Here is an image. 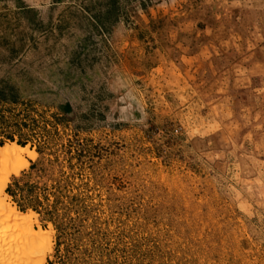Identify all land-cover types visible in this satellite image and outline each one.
I'll use <instances>...</instances> for the list:
<instances>
[{
  "label": "rangeland",
  "instance_id": "obj_1",
  "mask_svg": "<svg viewBox=\"0 0 264 264\" xmlns=\"http://www.w3.org/2000/svg\"><path fill=\"white\" fill-rule=\"evenodd\" d=\"M109 2L0 0L8 199L48 264H264V0Z\"/></svg>",
  "mask_w": 264,
  "mask_h": 264
},
{
  "label": "bare ground",
  "instance_id": "obj_2",
  "mask_svg": "<svg viewBox=\"0 0 264 264\" xmlns=\"http://www.w3.org/2000/svg\"><path fill=\"white\" fill-rule=\"evenodd\" d=\"M26 154L31 159L38 156L35 149L16 141L0 145V264H48L54 252L53 231L40 224L35 211L25 213L8 199L11 176L30 166Z\"/></svg>",
  "mask_w": 264,
  "mask_h": 264
},
{
  "label": "trees",
  "instance_id": "obj_3",
  "mask_svg": "<svg viewBox=\"0 0 264 264\" xmlns=\"http://www.w3.org/2000/svg\"><path fill=\"white\" fill-rule=\"evenodd\" d=\"M110 2L106 4V7L104 8V11L99 12L96 14V17L100 23V27L108 30L109 29V25H112L114 22L117 21V19L119 18V6H118V0H109ZM99 30V29H98ZM0 96L3 98H7V95L5 94L4 91L0 92ZM61 110H63L64 112L70 113L72 112L73 108L72 105L67 102L65 104H61L60 105ZM12 138V137H11ZM21 145H25L22 142H18ZM0 145H4V143H0ZM36 163L32 162L31 166H34ZM13 178H16V175H14ZM21 210H24L23 207L20 205ZM33 208V206H32ZM34 210H36V208H34Z\"/></svg>",
  "mask_w": 264,
  "mask_h": 264
}]
</instances>
